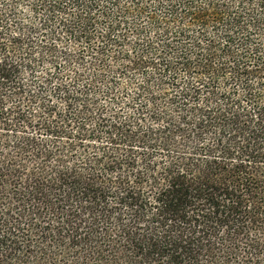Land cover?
Instances as JSON below:
<instances>
[{
  "label": "trees",
  "instance_id": "obj_1",
  "mask_svg": "<svg viewBox=\"0 0 264 264\" xmlns=\"http://www.w3.org/2000/svg\"><path fill=\"white\" fill-rule=\"evenodd\" d=\"M0 264H264V0H0Z\"/></svg>",
  "mask_w": 264,
  "mask_h": 264
}]
</instances>
